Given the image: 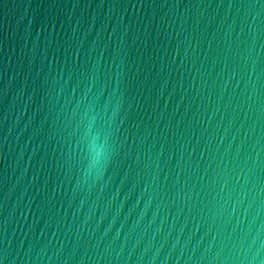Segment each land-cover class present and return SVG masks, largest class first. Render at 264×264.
I'll list each match as a JSON object with an SVG mask.
<instances>
[{
  "label": "water",
  "instance_id": "obj_1",
  "mask_svg": "<svg viewBox=\"0 0 264 264\" xmlns=\"http://www.w3.org/2000/svg\"><path fill=\"white\" fill-rule=\"evenodd\" d=\"M0 264H264V0H0Z\"/></svg>",
  "mask_w": 264,
  "mask_h": 264
}]
</instances>
